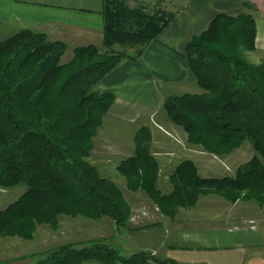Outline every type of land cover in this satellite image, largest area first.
Masks as SVG:
<instances>
[{
    "label": "trees",
    "instance_id": "16d2710c",
    "mask_svg": "<svg viewBox=\"0 0 264 264\" xmlns=\"http://www.w3.org/2000/svg\"><path fill=\"white\" fill-rule=\"evenodd\" d=\"M101 13L102 47L76 46L66 62L61 61L66 44L43 32L22 28L0 39V186L26 183L18 198L0 210V234L30 237L36 224H53L58 214L108 216L116 230L130 218L118 185L87 161L92 137L114 99L94 86L130 56L123 46H139L131 53L139 55L174 12L103 0ZM255 34L252 14H217L184 50L203 91L163 102L168 118L204 151L223 155L250 142L254 154L234 175L203 177L192 160L184 159L169 176L171 191L160 192L146 129L136 132L134 153L116 166L129 189H143L167 216L208 192L229 201L242 197L264 203V62L245 58V51L255 47ZM144 254L125 257L103 239H90L60 244L18 264H145Z\"/></svg>",
    "mask_w": 264,
    "mask_h": 264
},
{
    "label": "crops",
    "instance_id": "0c3cea01",
    "mask_svg": "<svg viewBox=\"0 0 264 264\" xmlns=\"http://www.w3.org/2000/svg\"><path fill=\"white\" fill-rule=\"evenodd\" d=\"M169 1L174 3L171 9L174 15L158 35L142 47L139 55L133 57L130 53L129 57L121 59L94 86L98 91L112 93L114 99L92 137L87 158L97 168V163H111L114 158L119 163L134 153V134L147 126L157 133L162 131L161 141L154 137L149 148L166 178L185 158L193 160L198 174L204 172L203 177L232 176L237 165L235 169L216 168L210 156H204L201 161L196 155L197 159L187 155L176 159L170 150L178 145L166 135L167 131H172L181 138L178 129H183L168 118L163 102L171 95L198 92L184 50L187 42L201 33L217 14H252L256 25L255 47L245 55L252 64L264 62V0ZM102 7L103 0H0V39L22 28L43 32L49 39L66 44L61 56V61L66 62L76 46L102 47ZM156 7L162 9V0ZM128 48L133 50V47ZM169 145L168 150L162 151ZM246 150L250 148L247 146ZM251 153L254 154V150ZM99 154L102 157L99 158ZM174 159L176 163L171 164ZM202 164L206 167H201ZM165 188L163 193L171 191ZM233 206L238 208L221 215L207 200L206 209L197 216L191 212L193 208L188 210L189 214L184 207H178L173 218L162 213L160 224L162 239H165L162 240V253L182 264H264V203L259 205L256 201L245 200ZM141 230H134V240L142 235Z\"/></svg>",
    "mask_w": 264,
    "mask_h": 264
},
{
    "label": "rangeland",
    "instance_id": "374dc122",
    "mask_svg": "<svg viewBox=\"0 0 264 264\" xmlns=\"http://www.w3.org/2000/svg\"><path fill=\"white\" fill-rule=\"evenodd\" d=\"M158 1L159 0H126V4L131 8L143 6L145 11L152 12L154 9H157L156 5H158ZM172 4L174 3H170V1L168 2V0H162V8L164 9L171 10L173 8ZM126 46H123V48L127 53H132L135 47L136 50L139 47L132 45ZM128 47H133V50H128ZM197 88L198 92L185 93H200L203 91L202 87L199 84ZM107 124H109V122ZM140 129H146V131L144 132V136L148 137L146 144L150 153L153 155L149 148V144L153 141L154 137L155 140L159 141L162 138V131H159V133H157L147 126H143L138 130ZM178 130L182 135L181 138L178 133H174L172 131H167L168 134L166 135L170 140H172L175 144L178 145V149L174 148L173 150H170L173 152V154L177 156V160L185 157L186 155L193 156L194 158H196L194 156L196 155L199 161L203 160L204 156H210L215 160L213 162L214 167L227 168L229 166V168L226 169L228 170L232 168L235 169L236 165L237 167L242 166L253 156V153H251L253 149L251 145H248L250 144L248 141H244L240 148H238V146L237 150L234 149L227 154L217 155L207 151H205L207 152L206 154L202 153L204 150L201 148V146L194 143H190L187 140V133L184 130ZM135 135L136 133L134 134V138ZM163 141L164 140H162V142ZM189 145L193 148L188 147ZM247 146L248 148H250V150H246ZM169 147H171V145L163 147L162 151L168 150ZM98 157H102V154H99ZM114 159L115 160H113L111 163H97L96 165L98 166V168H96L102 176L113 180L118 185L129 204L131 220L127 221L125 227L116 230L115 226L113 225V220L108 216L90 218L84 215L72 216L68 214H58L56 222L53 224H50L48 222L36 224L32 229L30 237H23L19 234L12 233L11 231H8L4 234H0V264H18L20 262H31L34 260L33 257H35L36 254L44 253L45 251L52 249L60 244H78L80 242H84L90 239H103L104 241L112 244L115 248H117L120 254L125 257H129L134 253L142 254L143 252L145 253L144 256L147 258V262L145 264H182L178 262L175 258L167 257L162 253V240H165L162 239V224H160V222L162 221V211L157 206L156 202L150 196H148L143 189H129L126 186L125 178L116 169V166L118 164L116 163L117 158ZM176 159H174L171 164H175ZM87 161L90 162L88 158ZM238 163L240 164L238 165ZM157 165V179L155 181L157 188L160 192H165V187H169L172 189L170 178H166V174L164 176L162 175V171H160V165L158 161ZM201 167L204 168L206 167V165L202 164ZM199 173L202 176L204 175V172ZM25 188L26 183L24 181H21L16 185L10 187L0 186V210L6 208L9 204L16 200L18 196L25 190ZM198 200H200L199 204L196 205V202H198ZM207 200L210 204H213L212 209L216 212H220L221 215L225 211L238 208L237 206L231 207L232 204H237L245 200H253V203L255 202L254 199L242 197L234 201H229L221 194L215 192H208L199 194L197 197V201L194 203V205L186 206L184 208H186V211L189 214L190 211L188 210L193 208L191 212L194 213V216H197V214H201V212L206 209ZM245 204L247 205V203ZM258 204L261 205V203ZM175 214L170 217L173 218ZM201 220L202 219H200V221ZM135 229H142L140 231L142 235L136 236L137 239L134 240L132 237L134 236L133 232ZM138 237L140 239H138ZM85 264L100 263L86 262ZM115 264L122 263L118 261Z\"/></svg>",
    "mask_w": 264,
    "mask_h": 264
}]
</instances>
